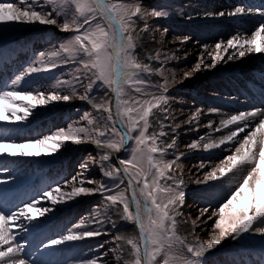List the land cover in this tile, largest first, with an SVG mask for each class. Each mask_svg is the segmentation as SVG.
I'll use <instances>...</instances> for the list:
<instances>
[{
	"label": "snow or ice",
	"instance_id": "1",
	"mask_svg": "<svg viewBox=\"0 0 264 264\" xmlns=\"http://www.w3.org/2000/svg\"><path fill=\"white\" fill-rule=\"evenodd\" d=\"M226 14L264 17V10L252 13L245 7H235L228 13H206L209 16ZM169 15L170 11L162 4L148 9L143 0H17L16 3L0 0V26L56 25L63 32L74 33L53 45L47 53H39L34 63L11 79L5 89H0V124L23 125L37 115L38 108L70 102L74 98L86 101L96 113L85 111L79 120L70 121L66 127L35 137L12 139L0 135V157L13 160L55 157L68 144L91 143L99 150V159L90 157V160L95 161L103 177L114 181L98 183L87 177L89 162L84 161L81 171L63 184L50 186L8 211L0 209V264H30L22 255L25 244L17 239L16 229L28 232V225L38 222L34 225L38 227L42 223L39 218L54 212L55 206L96 194L101 196V202L94 206L90 219L86 221L82 217L71 228L50 238L44 248H58L67 242L108 234L109 229L104 226L111 223L115 230L113 217L117 215L122 222L135 226L132 234L116 231L112 237L115 246L109 251L117 264H207L206 254L226 239L240 243L245 234L264 237V109L259 108L221 120L215 132L237 126L227 134L214 138L209 133L187 146L211 153L229 145L223 149L230 154L221 159V166L211 168L203 180L195 181L206 185L228 177L227 194L207 217L208 220L215 217L212 227L218 230V235L210 242L194 237L196 243L192 244L178 234V225L186 223L182 211L186 191L184 179L176 176L181 170L183 154L168 158L177 148L175 130L165 131L168 126L165 122L170 120L169 81L166 76L156 83L150 79L152 75L164 76L162 65L152 66V61H159V52L155 56L148 55V63L139 60L137 53L144 39L141 33L152 27L147 23L148 18ZM61 17L63 21L58 24ZM139 21H144V25L138 29ZM221 48V43L215 45L217 53L209 67L224 60ZM228 49H233V53L228 54ZM224 53L229 61L246 54H264V21L251 38L242 39L240 33L230 38ZM69 64L73 65L70 79L53 76L47 86L22 87V82H27L32 74L51 73ZM201 70V65L197 64L195 71ZM78 87L84 89L83 94ZM93 88L104 91V96L97 100L92 94ZM261 92L264 95V88ZM199 116L198 110L187 122L198 123ZM257 117H261L259 122L252 125L251 121ZM154 124L160 127L158 132L150 131ZM206 126L212 128V123ZM250 127L252 130L242 142L238 141L240 134ZM113 153L124 155L113 158ZM206 166L205 162L199 165L200 168ZM4 183L7 181L0 180V184ZM97 183L95 188L86 186ZM69 186L70 191L63 190ZM43 201L51 206H43ZM209 210V207L200 209L203 214ZM196 220L202 218L198 216ZM86 222L101 225L103 231L100 228L75 231ZM193 226H198L196 221ZM98 259L101 257L78 264H97Z\"/></svg>",
	"mask_w": 264,
	"mask_h": 264
},
{
	"label": "rangeland",
	"instance_id": "2",
	"mask_svg": "<svg viewBox=\"0 0 264 264\" xmlns=\"http://www.w3.org/2000/svg\"><path fill=\"white\" fill-rule=\"evenodd\" d=\"M12 2L16 3L17 0H12ZM209 2V0L206 2L205 0H143V5L148 9L162 4L170 11V15L167 18L160 19L149 17L147 23L152 27L149 28L148 32L141 33L145 42L142 40V47L137 48L138 59L145 63L149 62L146 59L148 55L155 56L157 52H159V61H152V66L154 68H159L162 65L164 76L152 75L150 79L156 83L161 82L166 76L169 81L167 85V95L170 98V120L165 122L166 125H168L165 128V131H170L171 133L172 129L175 130L174 135L176 137L177 148L169 155L168 158L171 159L173 158V155L176 154H183L180 161L181 170L176 172V176L177 178L182 177L184 179L186 191L185 204L182 209L184 213L183 220H185L186 223L178 225V234L182 238H185L188 243L192 244L196 243V239H194V237H198L201 242L208 243L215 235H218V230L212 227L215 217L213 220H208L207 217L212 215L211 209L216 208L226 198L227 185L225 184V181L228 180V177L223 178L221 181L209 182L206 185H198L195 181L203 180L211 168L221 166V159L230 153L228 151H223L224 148H227L226 146H222L220 149H215L211 153H206L202 149L191 150L187 146L192 142L199 140L201 136L207 137L208 134L211 133L214 138L218 137L213 127L209 128L206 126V120L204 124L193 121L194 126L192 123H188L187 121L197 111L198 104L204 102L206 99L215 97L217 100H225L226 98L233 99L234 96L227 94L226 87H224L221 91L203 88L204 85L198 81L199 78L197 76L192 79L187 78L189 80H186L183 77L181 79V72H184L191 64L197 63L196 59H192V53L189 52V46L192 45L198 47L205 60L203 62L205 66L202 67L203 70L199 72L200 77L205 81L209 80L210 77L215 76L216 70L214 72L213 69L227 67L229 64H232L234 60H237L234 59L227 61V55L224 53L222 54L224 57L223 61L217 62L215 67H209V65L213 63V56L217 53L215 45L218 42L206 40L207 37H205V35L210 33L207 27L209 25L208 22L218 20L219 18L225 19L227 17V14L224 16L206 15V13L214 12L209 10ZM173 9H175V11H173ZM62 21L63 18H59L58 24L62 23ZM251 22L253 24H260L257 23L258 21ZM233 24L234 22L229 24V27H235ZM143 25L144 21H139L137 28L139 29L140 27H143ZM165 29L167 30L166 32H164ZM181 30H185L190 34L185 36L183 33H180ZM240 31L241 30H237L236 33H226L224 36L222 34L220 36V39H223L222 49L227 46L228 38L230 39L236 36ZM251 31L250 29H244L243 34H240L248 35ZM194 32L197 33V37L193 35ZM0 34L3 35L2 38L4 43L1 54L12 51L13 47L19 46L22 41L24 42L21 44L22 47L25 45L27 46L26 43L31 45L29 46L28 44L27 47L25 46L28 53L27 55L25 54L21 57V67L12 69L13 76L9 78L8 82L5 81V84H9L11 79L20 74L24 68L34 63L35 59L39 58V53H47L51 50L53 45H58L59 42L74 35L72 32L66 33L61 31L56 25L4 26V31ZM182 36L185 38H181ZM152 37H154V39H152ZM192 37L194 40L191 39ZM177 38L179 39L178 41L180 45H178L179 48L175 50L178 46L175 47V45L170 43V41ZM196 42H198V44ZM149 45H152V49H149ZM205 48H207V51H205ZM145 49H148L150 53H146ZM210 49H213L212 52ZM233 51V49H228V54H232ZM249 61H252L250 57L246 58V61L243 62V64H247ZM72 67L73 65L71 64L62 65L54 69L51 73L42 72L32 74L27 82H22V87L24 89H28L39 85L47 86L51 82L53 76L70 79L71 77L69 73ZM263 68L264 67L259 66L256 69L260 70ZM252 69L255 70L254 68ZM179 70L182 71L178 74ZM196 73L198 72L196 71ZM173 74L175 76L174 79ZM247 77H252L251 73L249 75H245L242 81V86H244L245 80L248 81L249 78L247 79ZM252 81L255 80H251V82ZM244 89L246 90L247 88ZM233 90L234 92L239 91L237 86H235ZM78 91L83 94L84 89L78 87ZM256 93L261 94L259 91ZM92 94L96 95L97 100H99L100 97L104 96V91H97L93 88ZM257 94L255 95L256 100L258 96ZM238 98L239 97L236 96L234 98L235 101ZM241 100L244 99L241 98ZM208 108L212 109L214 107L209 106ZM36 111L37 115L35 117L29 118L28 122L19 126L29 128L34 121L38 119L43 121L42 118L47 112L55 111V114H52L47 123L41 121L40 126H35L37 128L34 130L40 131L39 135L47 134L57 128L66 127L70 121L79 120V117L85 111L92 112L93 115H96L91 106L86 101H82L79 98H74L70 102L66 103L60 102L49 105L46 108H38ZM201 113L203 114L204 112ZM201 125L204 126V129L199 131ZM184 129H186L185 131L187 133L183 134ZM153 130L158 132L160 130L159 125L154 124V128L150 129V131ZM24 132L29 134L31 130ZM18 133L20 134V131L11 133V136L13 137L12 139H23L18 136ZM32 134H34V132ZM39 135L37 134V136ZM235 146H233V148ZM98 151L99 150H96L95 146L91 143L80 145L68 144L61 149L60 153H58L55 157L22 160L12 159L11 161L9 158L0 157V160L5 159V162H8V167L0 172V180L7 181L8 184L4 183L3 185L15 186L14 188L16 190V194L22 187V184L26 181L33 183V189L30 188L32 191L36 190L38 192H42L50 186H54L58 183L63 184L66 179L71 178L81 171L80 165L82 162L88 161L89 167L85 173L87 177L96 180L98 183L103 181L105 184H112L114 181L103 177L95 161L90 160V157H95L96 160L99 159L97 154ZM123 155L124 153L112 154L113 158ZM28 161L31 163L28 164ZM201 162H205L207 166L200 168L199 165ZM229 175L231 176V174ZM21 179L22 181H20ZM98 183L86 186L95 188L98 186ZM63 190L70 191V186ZM14 200L15 199H11V201ZM100 202L101 196L99 194L82 196L69 201L66 204L55 206L54 212L49 213L46 217L39 218L42 223H40L38 227L34 226L38 222H33V225H28L30 229L28 232L16 229L15 233L17 234V239L21 243L25 244V253L22 255H24L26 259H29L30 264H78L80 261H89L97 257H101V259L97 260V264H117L113 258L114 254L109 251L110 248L115 246L112 237L115 235L116 231H120L123 234H132L135 231V226L133 224L122 222L118 215L113 217L117 225L115 230H112L111 223L104 226L109 229L108 234L85 238L80 241L67 242L65 245L58 248L49 249L43 247V245L47 243L50 238L58 236L67 228H71L82 217L85 218L86 221L89 220L90 213H92L94 206L100 204ZM42 204L43 206H51L47 201H43ZM205 207L210 208L207 214H203L200 211V209ZM198 216H200L202 220H196ZM177 219L180 220L181 218L178 217ZM193 221H196V224L198 225L195 228L193 226ZM47 226L50 227L48 231H46ZM185 227L191 229L189 234L191 236H186L187 234L184 230ZM57 228L59 231L57 233H53L54 230H57ZM91 228H100L103 231L101 225L87 222L83 228L75 229V231H86ZM128 230H131V232ZM262 241H264V237H260L258 235L248 236L247 234H245V239L240 243L226 239L220 246H218L217 249H213L210 253L206 254L207 264H252L253 261H257L259 264H264V243H262ZM101 245H103V247H101ZM43 251L46 256L49 255L47 256L48 258H52L50 260L47 258L45 261H43L42 258H38Z\"/></svg>",
	"mask_w": 264,
	"mask_h": 264
},
{
	"label": "bare ground",
	"instance_id": "3",
	"mask_svg": "<svg viewBox=\"0 0 264 264\" xmlns=\"http://www.w3.org/2000/svg\"><path fill=\"white\" fill-rule=\"evenodd\" d=\"M206 1L207 0H205V2ZM209 1H210L209 2L210 3V5H209L210 8L208 7L209 10L210 11H214V12H211V13H218V12L228 13L229 11L233 10L236 7L234 4H232V2H228L229 0L228 1H225V0H209ZM239 1H242V0H239ZM263 3H264V0H260V3L258 5L260 7V9L262 8L261 4H263ZM246 9H248V8H246ZM251 12L255 13L256 11H251ZM211 16H215V15H211ZM226 16L228 18L227 17L225 19H220L219 18L218 20H215V21L212 20V22L211 21L208 22L209 25L207 27H208L210 33L208 35H205V37H207L206 40L215 41V42H218V43L222 44L223 39H220V36L222 34L224 36V35H226V33H230V32H235L236 33L237 30H241L239 33L243 34V30L244 29H250V31L251 30L252 31L248 35L247 34L241 35L242 39H248V38H251V34L259 26V24H253L251 21H258L260 23H261V21H264V17H261L258 14H249V15L236 16V17L229 16V15H226ZM233 22H234L233 25H235V27H232V28L229 27V24H232ZM236 26H237V28H236ZM8 30H9V28H8ZM3 31H4V26H0V33H2ZM180 33H183L185 36L190 34V33L186 32L185 30H181ZM193 35H195L197 37V33L194 32ZM2 36L3 35L0 34V54L2 53L1 52L2 51V46L4 45ZM181 38H185V37L182 36ZM191 39L194 40L193 37ZM143 40L145 42V39H143ZM178 40H179L178 38L174 39V40H171L170 43H172L176 47V46L180 45ZM228 40H229V38H228ZM224 41H225V39H224ZM22 43H24V42L22 41L20 43V45L17 46V48H19ZM196 43L198 44V42H196ZM26 44L28 45L29 43H26ZM29 46H31V45L29 44ZM149 46H150L149 49H152V45H149ZM177 48H179V46L176 47L175 50ZM224 48H226V46ZM224 48L223 49L221 48L222 49L221 52H220L221 56H222V54H224ZM23 49L25 51H27V49H25V48H23ZM210 50L212 52L213 49H210ZM145 52L146 53H150L148 49L147 50L145 49ZM189 52L192 53L191 57H192V59H196L197 63L191 64L190 66H188V68H186V70L184 72H181V79L183 77L184 79L189 80L187 78L192 79V78L197 76L199 78L198 81H200V83H202L204 85L203 88H206V89H209V90H214V91H221L222 89H224V87H226L227 94H229L230 96H234V98L236 96L239 97L238 98L239 100L236 99V101H235L234 98L233 99H227L226 98L225 100H223V99H221V100L218 99L217 100V99H215V97H210V98L206 99L204 102L199 103L198 104V109H197V111L198 110L200 111V116L198 118L199 119V123L201 122L202 124H204V122L206 120L207 125L211 122L213 129H215L216 127L220 126L221 120L229 117L230 115L239 114L240 112H247V111L258 109V107L260 106V104L264 100V99H261L262 92H261V88L259 87V85H256L258 87L256 90L261 93L260 94L261 97L257 96V100L253 99V97L251 95H250L251 96L250 99H247L246 101L245 100H241V97L239 95H237V92H234L233 89H234L235 86H237V89L238 88H242V81H243V78L245 77L246 74L249 75L251 73V75L252 74L254 76L256 75V77H252V78L247 77V79L249 78L248 82H249V80H250V82H251V80H255L256 81V79L264 80V70H263L264 68L260 69V70L256 69L259 66L264 67V54H255V53L251 54V55L246 54L243 58L234 60L233 63L229 64L227 67H222L220 69H217V68L213 69L214 72L216 70L215 76L210 77L209 80L205 81L203 78L200 77V73H199L200 71H197L198 73H196V71H195V68H196L197 64H200L201 67L205 66V64H203V62L205 60L203 58L202 52L200 53V50L198 49V47H195L194 45L189 46ZM17 53H19V52H17ZM249 57L252 59V61H249V63H247V64H243V62L246 61V58H249ZM15 60H18L20 62L19 57L17 56V54L15 56ZM252 68H254L255 70H253ZM180 71H182V70H179L178 74L180 73ZM185 74H190V75H188L186 77ZM245 81H247V80H245ZM8 85H10V82H9ZM251 93H252V91H249V94H251ZM209 106H212L214 108L210 109L211 107L208 108ZM263 108L264 107H261L259 109H263ZM201 112H204V113L202 114ZM52 114H55V111L47 112L46 115L42 118L43 121L39 120V119L34 121V123H33L31 128L34 129V126L37 123L38 124L41 123V121L44 122V123H47L48 120L50 119V117L52 116ZM183 114H181V115H183ZM260 118L261 117H257L254 120H252L251 121L252 125L257 124L259 122ZM192 125H193V122H192ZM236 127H237L236 125H232L228 129H222L221 132H215V133L217 134V137H220L221 135L227 134L230 130L235 129ZM0 128L3 129L4 131L7 130L6 132L9 134V136H11V133H13L15 131H21V130L25 131V130H27L26 127H20L19 125H8V124H0ZM202 129H204L203 125L200 126L199 131H202ZM185 130L186 129H184L183 134L187 133ZM251 130H252L251 127L246 129L245 133H241L240 136L237 138V140L242 142V138ZM170 139H171V135L169 136V140ZM224 146L229 147V145H224ZM233 146H235V145H232V147ZM9 160L11 161L12 158H9ZM19 160H22V159H19ZM29 161H28V164L31 163ZM54 163H55V161H54ZM7 167H8V162H5V159L4 160H0V170L1 169H5ZM13 172H14V170H13ZM20 181H22V179ZM9 187L10 186L7 187V185L0 184V189H4V188L8 189ZM3 197H4V194L0 193V199H3ZM124 230H126V229H124ZM184 230H185V233L187 234L186 236L188 237V235L190 234L191 229L190 228L188 229L187 227H185ZM128 231L131 232V230H128ZM189 236H191V235H189ZM47 258L48 257L45 256V259H47ZM48 260H50V259L48 258Z\"/></svg>",
	"mask_w": 264,
	"mask_h": 264
}]
</instances>
